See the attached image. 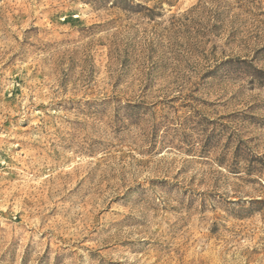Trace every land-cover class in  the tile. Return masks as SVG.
Masks as SVG:
<instances>
[{
  "label": "rangeland",
  "instance_id": "rangeland-1",
  "mask_svg": "<svg viewBox=\"0 0 264 264\" xmlns=\"http://www.w3.org/2000/svg\"><path fill=\"white\" fill-rule=\"evenodd\" d=\"M0 264H264V0H0Z\"/></svg>",
  "mask_w": 264,
  "mask_h": 264
}]
</instances>
